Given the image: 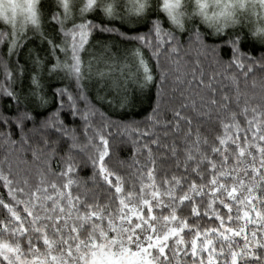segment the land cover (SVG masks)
I'll return each instance as SVG.
<instances>
[{"label":"snow or ice","instance_id":"1","mask_svg":"<svg viewBox=\"0 0 264 264\" xmlns=\"http://www.w3.org/2000/svg\"><path fill=\"white\" fill-rule=\"evenodd\" d=\"M0 147V264H264V0H0Z\"/></svg>","mask_w":264,"mask_h":264},{"label":"trees","instance_id":"2","mask_svg":"<svg viewBox=\"0 0 264 264\" xmlns=\"http://www.w3.org/2000/svg\"><path fill=\"white\" fill-rule=\"evenodd\" d=\"M257 47H259V46H257ZM100 67H101V70L108 71V69L105 68L103 65H101ZM111 71H112L114 76H119V73H120V69L119 68H113V69H111ZM125 71L127 72V69H125ZM128 95H129V97H134V95H135V86L131 82H129V85H128ZM144 107H147V105H145ZM175 107L179 108V103H177L175 105ZM136 110L140 111L141 109L138 107ZM185 114L192 115V113H190V112H187ZM165 115H166V119H171V112H167ZM121 147L123 148L124 146H121ZM3 153H4L3 147H0V158H2ZM129 154L130 153L126 149L124 151L120 152V156H121L122 159H127V156ZM14 163H17V162L14 161ZM158 163H163L165 168H167L168 164H169L168 161H158ZM31 166H32V161H31L30 157L28 158L26 164L25 163H19V167L22 170L26 169V168H29ZM85 174L90 175V170H85V173H82V175H85Z\"/></svg>","mask_w":264,"mask_h":264}]
</instances>
